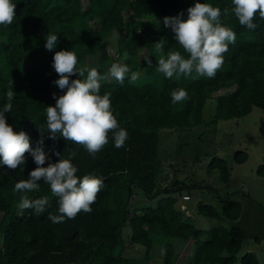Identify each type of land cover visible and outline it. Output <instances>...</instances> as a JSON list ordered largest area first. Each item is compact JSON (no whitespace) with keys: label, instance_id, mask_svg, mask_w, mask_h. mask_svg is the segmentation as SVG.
Segmentation results:
<instances>
[{"label":"trees","instance_id":"16d2710c","mask_svg":"<svg viewBox=\"0 0 264 264\" xmlns=\"http://www.w3.org/2000/svg\"><path fill=\"white\" fill-rule=\"evenodd\" d=\"M12 2L16 4L13 23L0 25V110L8 103L6 93L12 87L16 94L11 112L5 113L6 121L14 131L29 134L33 149L43 138L48 157L43 166L61 157L67 159L69 152L75 150L77 154L71 162L78 169L77 177L95 175L103 179L104 187L91 205V212L81 211L74 219L53 223L48 217L59 215V198L52 195L50 185L42 180L38 181V192L26 194L31 199L48 196L50 206L40 214L33 209L18 208L22 194L15 192L14 187L28 179L37 167L31 155L26 153V164L15 170L0 166V264H132L131 256L122 255L124 243L120 232L124 222L129 227L127 240L141 245L144 253L162 236H190L192 264H257L252 251L237 254L242 242L238 231L223 225L200 227L174 206L173 192L189 191L187 187L201 184L177 179L162 183L158 176L157 145L159 128L191 127L203 122L201 113L207 98L213 99L209 122L244 115L252 106L264 110V20L257 14L255 30L241 26L234 14L223 13L224 8L233 7L232 0ZM196 2L221 9V23L236 33L235 43L229 44L223 66L215 77L192 73L167 78L158 70L159 59H166L172 51L181 52L185 58L189 54L178 44L171 29L164 26L163 19L183 11L182 19L186 20L187 9ZM113 32L116 56L123 59V64L128 66L129 55L144 50L140 57L144 77L132 80L129 71L123 84L114 78L101 81L100 94L110 93L113 114L120 127L127 130L128 138L123 147L116 148L113 134L109 133L108 144L92 156L83 146L62 136L49 138L46 108L55 106L54 93L58 98L66 92L54 83L59 76L53 67V57L60 50L74 51L77 67L85 69V56L97 53L99 62L92 68L103 76L102 65L109 58L104 38ZM48 34L58 36L51 51L45 48ZM161 39L163 51L157 52L154 43ZM146 57L152 60L151 66L147 65ZM86 77L87 71L83 77L77 74L70 80ZM180 88L187 91L188 99L173 104L171 92ZM224 88L228 90L214 93ZM213 158L208 163L218 167L220 180L226 182L227 166L220 157ZM232 158L242 162L246 152L235 150ZM256 171L264 173V164H259ZM132 186L139 188L149 203L132 207L127 215ZM231 194H216L220 211L199 199L195 211L208 217H216L220 212L226 218H235L239 208ZM162 249L163 264H170L171 243L166 241Z\"/></svg>","mask_w":264,"mask_h":264},{"label":"clouds","instance_id":"9594fccd","mask_svg":"<svg viewBox=\"0 0 264 264\" xmlns=\"http://www.w3.org/2000/svg\"><path fill=\"white\" fill-rule=\"evenodd\" d=\"M231 9L224 8L225 16L234 14L241 26L249 30H255L257 24L254 20L257 14L264 20V0H232ZM16 4L12 0H0V25H11L16 16ZM184 12L173 17H164L165 27H169L175 34L178 44L188 53L185 58L181 52L172 51L167 58L158 61V70L163 72L167 78L177 77L183 74L191 75L193 72L199 76L208 78L215 77L222 68L224 54L229 50V44L235 43L236 33L232 28L221 23V9L209 3L196 2L194 6L187 9V19H182ZM163 39L155 42L157 52H162ZM58 42V36L48 34L45 48L51 51ZM148 66L152 60L145 58ZM78 58L74 51L60 50L55 52L53 67L59 79L54 83L63 95L56 99L55 106H47L46 123L49 138L55 140L62 136L64 140L71 141L76 145L83 146L92 156L100 152L109 142V133L113 134L116 148L124 146L128 138L126 129L120 127L116 115L113 114L110 93L103 95L101 92V81L106 79L95 68L81 69L77 67ZM87 71L86 79H72L70 77L79 75L83 77ZM130 71L126 64L113 63L109 69V75L123 84L125 74ZM138 78V73H133L132 80ZM12 87L7 91L6 103L0 110V166L15 170L26 164V153L30 154L37 167L29 173V178L15 184L14 191L21 193L18 208L20 210L33 209L40 214L50 206V198L44 196L31 199L26 193L38 192L40 183L50 185L51 193L58 197L59 215H49L53 223H60L68 219H74L81 211L91 212V205L95 202L97 195L104 187V181L95 175H84L78 178L77 167L73 165L72 158L76 151L71 150L67 159L60 158L55 163H48L43 138L39 145L33 149L30 144L29 134L21 130L14 131L5 118V113L12 110L11 101L15 97ZM188 99V93L180 88L171 92L173 104ZM42 135L43 131L41 129ZM59 133V135H57ZM57 156L60 153H56ZM6 174V173H4ZM163 251V250H162Z\"/></svg>","mask_w":264,"mask_h":264},{"label":"rangeland","instance_id":"374dc122","mask_svg":"<svg viewBox=\"0 0 264 264\" xmlns=\"http://www.w3.org/2000/svg\"><path fill=\"white\" fill-rule=\"evenodd\" d=\"M84 0H82V3ZM95 25V21H91ZM115 32L104 38L109 58L102 65L103 76L112 78L109 69L113 63H122L123 59L116 56L114 47ZM144 50L128 57L127 64L130 76L138 73V79L144 77V65L140 61ZM27 60L24 62L26 63ZM99 58L97 53L86 55L83 66L96 67ZM195 72H193L194 74ZM227 88L214 93L223 92ZM213 99L207 98L202 107L203 122L191 127H172L158 129L157 155L160 159L158 176L162 183L174 179L184 182H196L201 186H189L186 191L173 192L176 196L174 206L181 210L184 217L203 228L211 225H223L236 230L242 237L237 254L249 250L254 253L257 264L264 262V173H258L256 168L264 164V110L252 106L244 115L225 120L209 122L212 113ZM235 150L246 152L242 162H235L232 153ZM220 157L228 169V178L222 182L218 176V167L208 162L213 157ZM206 186H203V185ZM232 192L231 198L239 208L235 218H226L220 212L216 217L201 215L195 211L196 200L209 202L214 209L220 211V202L216 194L224 195ZM187 194L186 198L182 195ZM149 203L142 191L131 187L128 198V212L132 207L139 208ZM137 211V210H136ZM129 227L127 223L121 226V239L124 243L122 255L131 256L132 264H163L162 245L169 241L172 246L170 264H192L191 237H164L154 240L150 248L143 252V247L127 240ZM145 254V255H144ZM80 264V263H62Z\"/></svg>","mask_w":264,"mask_h":264},{"label":"built area","instance_id":"2783aa9c","mask_svg":"<svg viewBox=\"0 0 264 264\" xmlns=\"http://www.w3.org/2000/svg\"><path fill=\"white\" fill-rule=\"evenodd\" d=\"M182 197H183V198H186V197H187V194H183Z\"/></svg>","mask_w":264,"mask_h":264}]
</instances>
